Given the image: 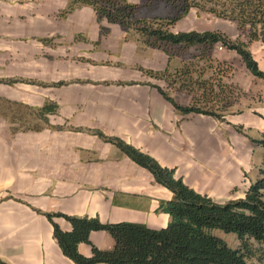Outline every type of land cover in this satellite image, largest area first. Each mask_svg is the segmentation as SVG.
I'll use <instances>...</instances> for the list:
<instances>
[{
    "label": "crops",
    "instance_id": "crops-1",
    "mask_svg": "<svg viewBox=\"0 0 264 264\" xmlns=\"http://www.w3.org/2000/svg\"><path fill=\"white\" fill-rule=\"evenodd\" d=\"M70 1L0 0V261L5 264H75L63 254L46 214L153 230L168 226L170 216L161 206L172 192L93 132L120 138L161 166L175 168L177 178L218 204L249 186L260 166L251 144L264 139V106L229 114L226 122L181 115L150 86L168 90L167 84L139 70H166V54L125 41L122 27L101 25L91 7L65 14ZM171 95L182 106L192 102L186 93ZM47 102L58 107L48 118L61 130L13 133L18 124L1 113L12 110L9 104L38 110ZM54 222L65 232L72 229L65 217ZM90 241L79 245L85 257L93 255V247L115 246L105 231L92 232Z\"/></svg>",
    "mask_w": 264,
    "mask_h": 264
},
{
    "label": "trees",
    "instance_id": "trees-1",
    "mask_svg": "<svg viewBox=\"0 0 264 264\" xmlns=\"http://www.w3.org/2000/svg\"><path fill=\"white\" fill-rule=\"evenodd\" d=\"M184 2L186 6L180 10L179 16L170 20L140 19L137 16L138 6L129 0H71L65 14L78 7H91L101 25L105 21L121 26L126 33L125 41L134 40L140 45L164 51L169 61L166 70H139L153 79L164 81L168 90L150 86L156 88L183 116L197 114L226 122L227 115L234 114L231 107L236 101L235 90L225 81L231 75L229 65L216 59L214 52L219 46L235 52L248 71L264 81V71L249 48L255 41L264 42V0H235L229 9L203 6L218 17L237 22L239 29L248 33V42L233 41L220 31L172 32L171 26L188 15L192 4L202 8L196 0ZM193 48L200 50L201 54L192 60L182 59L178 67L174 66L175 58ZM193 61L208 64L195 69ZM207 68L211 71L206 72ZM175 91L190 95L191 104L182 106L177 103L171 95ZM9 105H12V110L1 113L12 124H18L12 127L13 133L41 131L45 127L61 130L49 123L48 116L58 111V107L51 102L38 110ZM13 107L16 109L13 110ZM237 131L244 134L241 126L237 127ZM93 133L115 145L133 162L147 169L159 185L172 192L171 201L161 206V211L170 216V223L164 229L153 230L143 224H104L98 219L46 214L54 226V237L63 254L75 264H250V260L264 258V250L261 249L264 247V167L258 169L257 177L244 189V198L218 204L177 178L175 168L161 166L153 157L120 138ZM253 143L264 149V139ZM58 216L71 223L69 232L61 230L54 222ZM94 231L107 232L114 239L115 246L108 251L93 247V255L85 257L79 252V245L91 243L90 235ZM216 231L236 235L241 242L240 247L231 248L215 235ZM0 264L5 263L0 261Z\"/></svg>",
    "mask_w": 264,
    "mask_h": 264
},
{
    "label": "rangeland",
    "instance_id": "rangeland-1",
    "mask_svg": "<svg viewBox=\"0 0 264 264\" xmlns=\"http://www.w3.org/2000/svg\"><path fill=\"white\" fill-rule=\"evenodd\" d=\"M130 1V0H129ZM139 3L135 4L138 6L137 16L140 19L146 20H170L179 16L180 10L186 6L184 0H137ZM201 4L202 8L197 7L192 4L190 7L188 15L184 16L180 19L176 24L171 26L170 30L174 33L179 32H190V31H198V32H206V31H220L230 37L233 41H244L248 42V33L246 31H241L238 27L237 22L231 19H225L218 17L215 14L210 13L206 8H224L229 9L231 4L235 0H196ZM192 0H190V3ZM225 5L226 7H222ZM216 6V7H215ZM124 31V30H123ZM125 32V31H124ZM126 37V33H125ZM134 41V40H129ZM135 42V41H134ZM139 44V43H138ZM140 45V44H139ZM143 46V45H141ZM148 47V46H144ZM151 48V47H150ZM255 60L258 62L259 67L262 71H264V42L261 40L255 41L249 46ZM154 49V48H153ZM159 50V49H157ZM162 51V50H159ZM165 53L164 51H162ZM166 54V53H165ZM201 52L197 48L190 49L183 54H180V58L174 59V66L178 67L181 64V60H192L193 57L200 55ZM167 56V54H166ZM231 56H233L231 58ZM168 57V56H167ZM214 57L218 60L225 61L228 65V69L230 72V77L226 78L225 81L231 84L235 90V102L233 107H231V111L234 114H242L247 111L249 108L255 109L258 106H264V81L259 78H255L246 68L243 63L241 57L233 51H219L216 49L214 52ZM194 64H196L193 61ZM208 63L201 62L193 66V68H202ZM174 70V69H173ZM211 70L207 68L206 72H210ZM151 78V77H150ZM162 81V80H160ZM165 86V85H164ZM251 89L249 92L244 91ZM177 92V91H175ZM33 124V123H32ZM254 149L256 152L255 161L260 163L259 168L264 167V149L259 147L252 142L251 150ZM250 151L249 154H250ZM247 152V154H248ZM260 157V158H259ZM257 166V165H256ZM257 170V167H256ZM258 173V170H257ZM245 191L242 186L241 191L237 192L233 195V200H238L244 198ZM241 197V198H240ZM215 235L219 236L233 249L240 247L241 242L236 235L233 234H225L221 231H216ZM260 248L259 245H256ZM264 250V247L261 248ZM250 264H264V258L254 259L249 261Z\"/></svg>",
    "mask_w": 264,
    "mask_h": 264
},
{
    "label": "built area",
    "instance_id": "built-area-1",
    "mask_svg": "<svg viewBox=\"0 0 264 264\" xmlns=\"http://www.w3.org/2000/svg\"><path fill=\"white\" fill-rule=\"evenodd\" d=\"M218 50H219V51H224V48L221 47V46H219V47H218Z\"/></svg>",
    "mask_w": 264,
    "mask_h": 264
}]
</instances>
